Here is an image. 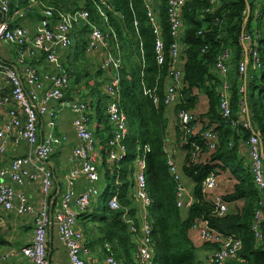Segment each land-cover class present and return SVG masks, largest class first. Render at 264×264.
Wrapping results in <instances>:
<instances>
[{
    "label": "trees",
    "instance_id": "16d2710c",
    "mask_svg": "<svg viewBox=\"0 0 264 264\" xmlns=\"http://www.w3.org/2000/svg\"><path fill=\"white\" fill-rule=\"evenodd\" d=\"M111 2L124 19L116 20L114 25L120 39L119 55L122 67L119 71L118 94L120 108L127 119V152L118 163H101L105 167L102 176L106 183L101 189L104 198L101 214L97 216V210L94 208L78 217L84 225L82 227L87 245L96 250L97 244H100L106 256L112 254L123 264H136L134 253L137 246L132 240L128 226L121 219L123 210L109 208L107 200L116 195L122 207L130 208L131 215L137 212L131 194L134 185V160L140 154L142 146L147 144L149 151L145 156V177L151 199L147 210L155 252L151 264H209L198 255V251L203 248L214 250L216 246L204 243L203 248H198L190 237L191 226L197 218L207 220L211 228L240 240L241 246L236 258L227 264H264V195L255 185L248 161L240 156L239 149L241 144L247 142L250 132L241 122L232 125V122L239 120L240 109L245 105V118L264 138V0H185L181 9L183 27L180 34L183 44L182 86L178 100L171 108H168L163 100L172 42L166 0H156L155 3L152 0L164 43V62L161 65L156 62L155 35L146 16L144 0ZM46 3L57 11L84 6L95 17L93 6L83 0H46ZM27 4V0H9V12L17 5L27 7ZM32 11L39 19L37 9ZM28 13L31 14L30 11ZM133 14L138 20V37L132 26ZM96 20L102 24L99 18ZM245 33L254 38L259 66L253 67L249 57L246 71L240 73L239 66L245 56L241 36ZM87 44L88 30H75L73 43L65 53V60L61 58L62 65L66 69L74 68L77 57L81 55L86 62H91L94 55L85 53ZM225 50L229 53L225 61L227 72L224 77L228 83L230 100L228 117L222 115L219 105V89L224 78L215 67L218 57ZM141 60L144 61L143 69L140 67ZM31 63L35 65V59L31 60ZM112 72L104 71L98 64L93 86L86 85L87 92L81 94L85 100L94 98V112L97 116L98 111L100 121L104 122L107 121L106 107L109 96L103 93L101 86L109 81ZM80 77L81 73L77 72L72 77V82L78 83ZM83 78L85 79V76ZM142 83L147 88L154 89V94L159 99L157 104L151 97L143 94ZM200 95L206 96L208 109L202 114H197L194 110ZM180 109L194 115L192 124L196 125L198 122L201 125L197 133L186 136L185 143H182L185 137L182 136L176 118ZM171 117L175 120L174 140L185 151L181 170L183 175L191 180V190L195 197V201L185 213L176 206V183L169 174L166 163ZM108 129L110 131L107 140L111 136L110 125ZM206 129H211L218 140L216 149L209 152L201 136ZM192 142L201 148L197 158L193 156L195 147ZM226 171L235 182L231 191L221 195L222 199L226 203L242 200L243 204L236 211L216 216L212 214V203L202 192V183L210 173L219 174ZM257 209L262 212L261 238H257L253 230L254 212ZM84 220L86 221L83 222ZM89 221L97 222V226L86 223Z\"/></svg>",
    "mask_w": 264,
    "mask_h": 264
},
{
    "label": "built area",
    "instance_id": "2783aa9c",
    "mask_svg": "<svg viewBox=\"0 0 264 264\" xmlns=\"http://www.w3.org/2000/svg\"><path fill=\"white\" fill-rule=\"evenodd\" d=\"M91 4L95 11L93 17L84 6L67 11H57L48 5L46 0H27L30 7L37 9L40 18L35 21L31 30L25 24H10L3 19L0 21V43L11 45L16 50V61L21 66L22 73H18L10 65L0 61V80L9 83L10 89L0 94V107L6 108L4 120L0 121V208L11 212L16 216H29L32 219L33 233L31 242L21 248L22 254L31 260L33 264H49L46 248L49 226L54 222L62 244L65 246L69 264H86L91 255V248L87 245L83 228L79 221V215L90 209L94 198L101 194L98 182L100 174L99 165L103 160L108 164L120 162L126 155L125 139L128 133L127 119L120 108L118 84L119 71L122 67L120 53V39L114 23L123 21L122 13L115 9L111 0H83ZM212 2V0H210ZM185 0H166L167 16L170 35V62L166 76L163 100L171 108L178 100L179 90L183 77V44L180 34L183 27L181 9ZM146 16L152 26L155 35V58L158 65L164 62V43L161 38L158 15L152 4V0H144ZM0 12L9 13V0H0ZM21 16V14H19ZM97 18L102 24L97 22ZM132 26L138 37V20L133 14ZM88 30V44L85 47L86 54L97 55L100 67L106 72H112L109 81L105 84L104 92L109 96L106 114L111 126V136L107 140L105 151L97 149V138L89 127V111L91 106L88 100L81 97L79 90L71 84V74L62 65L61 54L67 52L73 43L75 30ZM241 41L247 46L245 56L253 67L259 66V57L254 38L248 34H242ZM225 50L218 57L216 69L224 78L227 72L225 64L228 58ZM239 66L240 73L246 71L248 61ZM39 59L52 70L41 73L31 60ZM141 69L144 61L140 62ZM114 73V74H113ZM143 94L152 98L155 104L158 97L154 89L147 88L142 83ZM243 90V88H241ZM219 105L222 115L230 114L228 83L223 79L219 89ZM62 110H69L72 114V127L76 136V144L71 148L69 161L72 167L66 174V188L60 195L57 210L54 215L49 211V197L52 187V171L48 162L55 149L64 141L66 136L57 134L53 129L55 120ZM247 109L243 105L240 109V117L236 122H241L243 127L249 130V138L245 143L247 147V161L250 166L253 180L257 188L264 195V138L261 137L245 118ZM40 117H46L49 121L48 132L42 138H38L37 124ZM177 122L185 137L198 132L196 125L192 124L194 115L184 109L176 113ZM205 145L209 151L216 149L217 136L211 129L201 133ZM24 143L28 152L23 156L7 159V153L11 145ZM194 158L200 155L201 148L194 142ZM166 150L167 147H166ZM149 146L144 144L140 154L134 160V193L133 199L137 202V212L131 215L130 208L122 207L116 195L107 200V205L113 210H123L121 219L126 223L131 233L132 240L136 243L134 259L136 264H151L154 258V247L151 237V225L148 221V206L151 199L146 188L145 156ZM168 172L176 183L175 202L182 211H186L195 201L191 188L185 183L181 165L168 152ZM80 178L86 180L80 193L74 188V182ZM38 183L40 187L39 205L33 204L29 197L20 189L26 184ZM218 186V178L210 173L202 183V192L213 205L212 214L223 216L228 212L229 203H226L221 195L215 193ZM97 198V197H96ZM136 219V220H135ZM262 212L257 209L254 212L253 230L257 238H261L260 223ZM191 230L196 233L198 239L204 243L216 246L210 253L211 264H227L237 256L241 242L238 238L225 235L208 225L207 220L197 218ZM264 249V246H263ZM8 254L1 256L0 260H7ZM104 264H123L112 254L104 259Z\"/></svg>",
    "mask_w": 264,
    "mask_h": 264
},
{
    "label": "crops",
    "instance_id": "0c3cea01",
    "mask_svg": "<svg viewBox=\"0 0 264 264\" xmlns=\"http://www.w3.org/2000/svg\"><path fill=\"white\" fill-rule=\"evenodd\" d=\"M28 5V4H27ZM35 8L33 7H24L22 5H17L14 10L9 12L8 14H3L0 12V21L6 19L9 21L10 24H25L31 30L34 28L35 21L38 20L35 17V13L32 11ZM10 11V10H9ZM30 11V15L29 12ZM21 14V16H19ZM65 53L61 54V58L65 60ZM96 56V55H94ZM98 57V56H97ZM0 61L4 62L18 73H22L21 66L16 61V50L7 44L0 43ZM35 65L39 69L41 73L50 72L52 69L48 67L43 61L39 59H35ZM105 85L101 86V90L104 93ZM10 89L9 83L5 82L4 80H0V94ZM91 109L89 111V119L93 115V128L91 129L97 138V149L101 154V151H105L107 148L106 142L109 133L108 129V120L107 121H100V117L97 111L94 112L95 101L93 97L87 98ZM208 109V100L206 96L200 95L199 102L194 110L197 114H202ZM6 114V108L0 107V121L4 120V116ZM107 115V114H106ZM107 117V116H106ZM175 120L171 117L170 118V128H169V139L167 142V149L169 150L170 154L176 159L179 165L182 164L185 151L177 144L174 140V122ZM48 119L46 117H40L38 124H37V133L38 138L42 139L48 132ZM54 126L53 129L57 134H63L66 136V141L62 142L54 151L53 155L51 156L48 165L50 170L52 171V187L50 191L49 197V211L51 215H54L58 202L60 200V195L65 191L66 188V174L68 173L69 169L72 167V163L69 161V156L71 152V148L73 145L76 144V136L75 132L72 127V114L69 110H62L59 112L57 118L53 120ZM107 127V128H106ZM201 127L200 123H196V128L199 130ZM240 156L247 160V147L245 144L240 145ZM28 152V147L24 143H19L17 145H11L9 151L7 153V159L16 156H23L26 155ZM205 155H203V159ZM108 163L106 160H103ZM99 166H102L101 164ZM102 171H105V167L102 166ZM107 167V166H106ZM227 174V177L225 176ZM226 174H217L218 178V186L215 190V193L224 194L228 191H231L232 185L235 182V179L230 175L229 172L226 171ZM103 179H105L103 177ZM187 185L192 188L191 180L186 178ZM100 180L98 182L99 188H104L106 186L105 181ZM86 180L84 178H80L78 181L74 182V188L77 193H80L84 186ZM20 189L29 197V200L35 204L36 206L39 205L40 201V187L38 183L33 185H24L21 186ZM134 193V187L132 188L131 194ZM97 199V198H96ZM95 199V201H96ZM134 200V199H133ZM243 204V201H236L229 203L228 211H236L237 208H240ZM133 205L137 206V202L134 200ZM94 208L89 209L88 211H92ZM185 213V211H183ZM84 220L83 222H85ZM86 222V223H90ZM81 226H84L83 223H80ZM84 228V227H82ZM33 233V224L32 219L29 216H16L11 212H6L0 208V257L5 256L6 254L9 255L7 260H0V264H33L30 259L25 257L22 252L21 248L28 245L31 242ZM98 234V232H97ZM85 235V234H84ZM190 237L193 240L195 246L200 248L203 243L198 239L195 232L191 230ZM47 258L49 264H69L68 255L65 246L62 244L61 240L59 239L56 225L53 222L48 229L47 235V248H46ZM106 255L102 251V247L100 244H97V248L91 249V255L87 258L86 264H104V259Z\"/></svg>",
    "mask_w": 264,
    "mask_h": 264
},
{
    "label": "rangeland",
    "instance_id": "374dc122",
    "mask_svg": "<svg viewBox=\"0 0 264 264\" xmlns=\"http://www.w3.org/2000/svg\"><path fill=\"white\" fill-rule=\"evenodd\" d=\"M155 1L156 0H154V3H155ZM84 56H86V55H84ZM87 58H88V56H87ZM99 60H100V58L97 57V55H96V56L93 57V60L91 62H89V61L86 62L84 60V58L82 57V55H81V56L77 57V63H75L74 68L70 67L68 69V70H70L69 73H71V84L74 85L73 86L74 89L79 90L80 95L87 92L86 85L93 86V80H94V78H96L94 76V73L96 72V66L99 64ZM77 72L81 73V77L78 78L79 79L78 83H73L72 81H73L74 78H72V77L74 75H76ZM84 76H85V79L83 78ZM97 78H99V77H97ZM93 119H94V117L92 115L91 119H90V122H89L90 129L93 128ZM102 168H103L102 166L98 167V171H99V174H100V180H104L105 181V179H103V176H102V174H103ZM222 173L224 175L226 174V172H221L219 174H222ZM225 176L227 177V174ZM185 183L187 184V180L186 179H185ZM131 192H132V189H131ZM96 197H97V199H96ZM96 197L94 198V199H96V201L95 200L93 201V203L90 206V209H92L94 206L97 207V209H96L97 210V216H99L101 214L102 206L104 205V198L102 197L101 194L96 196ZM88 224L89 225L93 224V226H97V222H90ZM200 248H203V246H201ZM211 252H212V250H208V249H204L203 248V250L198 251V255L203 257L205 262H208L209 264H211L210 257H209Z\"/></svg>",
    "mask_w": 264,
    "mask_h": 264
},
{
    "label": "water",
    "instance_id": "95a60500",
    "mask_svg": "<svg viewBox=\"0 0 264 264\" xmlns=\"http://www.w3.org/2000/svg\"><path fill=\"white\" fill-rule=\"evenodd\" d=\"M247 18H248V14H247L246 17H245V22H246ZM243 48H244L245 51L247 50V46H246L245 44H243ZM245 61H246V62L248 61L247 56H245Z\"/></svg>",
    "mask_w": 264,
    "mask_h": 264
}]
</instances>
